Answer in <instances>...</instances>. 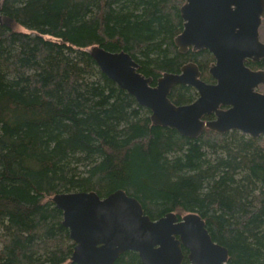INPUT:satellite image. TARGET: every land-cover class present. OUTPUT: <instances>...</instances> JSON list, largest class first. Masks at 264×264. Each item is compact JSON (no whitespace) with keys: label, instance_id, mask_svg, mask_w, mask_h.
Instances as JSON below:
<instances>
[{"label":"trees","instance_id":"obj_1","mask_svg":"<svg viewBox=\"0 0 264 264\" xmlns=\"http://www.w3.org/2000/svg\"><path fill=\"white\" fill-rule=\"evenodd\" d=\"M183 2L0 0V264H77L53 195L116 189L151 218L197 212L227 264H264V136L155 125L89 51L128 52L153 83L189 61L213 82L211 52L174 41ZM247 65L264 69V57ZM168 96L197 92L180 84ZM113 264L144 263L126 250Z\"/></svg>","mask_w":264,"mask_h":264},{"label":"water","instance_id":"obj_2","mask_svg":"<svg viewBox=\"0 0 264 264\" xmlns=\"http://www.w3.org/2000/svg\"><path fill=\"white\" fill-rule=\"evenodd\" d=\"M179 10L183 28L174 41L181 52L188 48L211 52L214 61L208 71L213 82L202 79L192 61L179 72H164L153 83L128 52L93 45L91 56L103 73L150 110L155 125L190 138L205 127L264 136V92L257 90L264 85V69L247 65L264 57L259 38L264 0H184ZM180 84L196 90L193 101H171L170 91ZM52 200L75 242L71 260L77 264H113L126 250L137 252L144 264H227V248L211 238L197 212L179 216L170 211L151 218L123 189L105 196L94 191L58 192Z\"/></svg>","mask_w":264,"mask_h":264},{"label":"rangeland","instance_id":"obj_3","mask_svg":"<svg viewBox=\"0 0 264 264\" xmlns=\"http://www.w3.org/2000/svg\"><path fill=\"white\" fill-rule=\"evenodd\" d=\"M259 38L264 43V19H262L261 24L259 26ZM257 90L260 92H264V85H259Z\"/></svg>","mask_w":264,"mask_h":264},{"label":"flooded vegetation","instance_id":"obj_4","mask_svg":"<svg viewBox=\"0 0 264 264\" xmlns=\"http://www.w3.org/2000/svg\"><path fill=\"white\" fill-rule=\"evenodd\" d=\"M185 52V51H184ZM208 116H211L209 119H211L213 117V115H208ZM208 119V118H207Z\"/></svg>","mask_w":264,"mask_h":264}]
</instances>
